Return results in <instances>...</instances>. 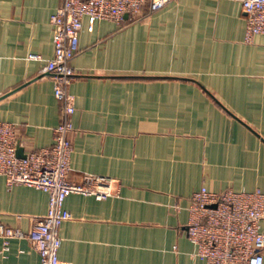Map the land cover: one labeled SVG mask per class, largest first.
Here are the masks:
<instances>
[{
    "label": "crops",
    "instance_id": "0c3cea01",
    "mask_svg": "<svg viewBox=\"0 0 264 264\" xmlns=\"http://www.w3.org/2000/svg\"><path fill=\"white\" fill-rule=\"evenodd\" d=\"M62 0H0V121L25 152L51 147L63 120L46 66ZM88 20L69 87L70 181L112 179L107 199L73 194L68 264H209L190 240L194 193L264 192V34L236 0H175L136 20ZM31 55L40 57L31 59ZM50 196L0 176V220L30 231ZM264 232V221L262 222ZM0 264H41L28 239L0 241Z\"/></svg>",
    "mask_w": 264,
    "mask_h": 264
},
{
    "label": "built area",
    "instance_id": "2783aa9c",
    "mask_svg": "<svg viewBox=\"0 0 264 264\" xmlns=\"http://www.w3.org/2000/svg\"><path fill=\"white\" fill-rule=\"evenodd\" d=\"M175 0H62L52 17L55 31V56L46 66L55 82V94L63 108V120L54 130L51 147L25 152L18 156V126L0 121V176L9 187L24 185L49 194L48 213L38 219L28 232L5 225L0 220V241L8 250L14 239H28L41 257V264H68L61 260V227L71 218L65 210L66 199L73 195L107 199L116 193L112 179L85 175L82 182L70 181L74 151L71 135L75 128L74 99L69 87L76 78L72 66L80 53V35L84 21L89 30L98 21L122 23L125 16L136 20L149 6L159 11ZM247 15V36L264 34V0H236ZM31 59L40 57L31 55ZM190 240L198 256L209 264H264V192L225 191L215 193L202 188L194 193L190 206Z\"/></svg>",
    "mask_w": 264,
    "mask_h": 264
},
{
    "label": "water",
    "instance_id": "95a60500",
    "mask_svg": "<svg viewBox=\"0 0 264 264\" xmlns=\"http://www.w3.org/2000/svg\"><path fill=\"white\" fill-rule=\"evenodd\" d=\"M125 18H129V15H126ZM18 156L21 158H25V149L21 146L20 140L18 142Z\"/></svg>",
    "mask_w": 264,
    "mask_h": 264
}]
</instances>
